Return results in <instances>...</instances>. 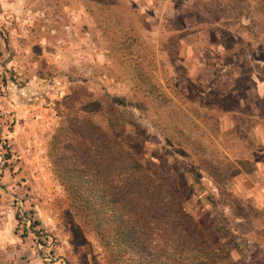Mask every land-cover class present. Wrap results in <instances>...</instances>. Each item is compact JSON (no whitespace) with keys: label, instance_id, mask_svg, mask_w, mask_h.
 Listing matches in <instances>:
<instances>
[{"label":"rangeland","instance_id":"1","mask_svg":"<svg viewBox=\"0 0 264 264\" xmlns=\"http://www.w3.org/2000/svg\"><path fill=\"white\" fill-rule=\"evenodd\" d=\"M25 1L0 18V264H107L53 156L73 116L152 162L219 261L264 264V0Z\"/></svg>","mask_w":264,"mask_h":264},{"label":"trees","instance_id":"2","mask_svg":"<svg viewBox=\"0 0 264 264\" xmlns=\"http://www.w3.org/2000/svg\"><path fill=\"white\" fill-rule=\"evenodd\" d=\"M71 118L55 135L53 156L107 264H223L178 197L150 176L152 162L88 119Z\"/></svg>","mask_w":264,"mask_h":264},{"label":"crops","instance_id":"3","mask_svg":"<svg viewBox=\"0 0 264 264\" xmlns=\"http://www.w3.org/2000/svg\"><path fill=\"white\" fill-rule=\"evenodd\" d=\"M26 4L25 0H0V18L3 16V12H21L24 9L26 10Z\"/></svg>","mask_w":264,"mask_h":264}]
</instances>
